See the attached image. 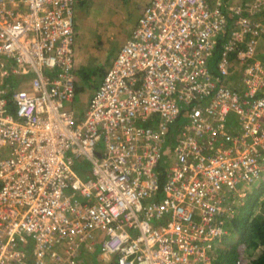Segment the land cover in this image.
<instances>
[{"label": "built area", "instance_id": "2783aa9c", "mask_svg": "<svg viewBox=\"0 0 264 264\" xmlns=\"http://www.w3.org/2000/svg\"><path fill=\"white\" fill-rule=\"evenodd\" d=\"M76 3L0 0V264H214L264 172V0H148L81 116Z\"/></svg>", "mask_w": 264, "mask_h": 264}, {"label": "rangeland", "instance_id": "374dc122", "mask_svg": "<svg viewBox=\"0 0 264 264\" xmlns=\"http://www.w3.org/2000/svg\"><path fill=\"white\" fill-rule=\"evenodd\" d=\"M148 2V0H77L74 10V24H75V43H74V68L87 65L89 63L104 64L105 66L110 62L111 58L115 55L119 46L125 41V38L130 33L132 26L134 25L142 7ZM264 11L257 13V18H263ZM259 49L264 53V35L261 37L259 43ZM107 62V64H106ZM212 63V62H211ZM76 66V67H75ZM104 66V65H102ZM101 70H79L76 76L80 79L85 73L91 75V78H99V75L103 73V67ZM99 68V69H100ZM81 69V68H80ZM75 72V70H74ZM83 78V77H82ZM234 79L229 78L228 82ZM91 88L90 85H85L84 89L77 92L74 99L73 106L77 111L79 103L82 104L88 99V95ZM87 98V99H86ZM85 104V103H84ZM79 112V111H78ZM226 123L229 128H232L237 123L236 114L230 112L226 119ZM180 123L179 120H174L170 126L169 136L166 144L164 145V157L172 149L177 141V131ZM78 160V161H77ZM75 162L76 165L84 161L83 157H80ZM75 165V164H74ZM75 168V166H74ZM262 187L260 195L256 197V207L254 213H261L264 211V172L259 182L250 188L246 189V195L241 199L236 198L234 204L240 207V217L246 212L247 207L250 206L251 192L257 193L258 188ZM237 195V194H236ZM255 197V196H254ZM255 206V204H254ZM253 208V204H252ZM231 220L227 221L228 233L218 240H215L213 248L210 249L212 254L216 255V264H226L224 261L223 246H229L231 250H234L237 241V232L240 231V225L230 226ZM230 228V229H229ZM97 250L99 248L97 247ZM96 259L100 264H111V258L100 257L96 251ZM234 254V252H233ZM99 255V256H98ZM91 261V256H90ZM89 264V259L87 260Z\"/></svg>", "mask_w": 264, "mask_h": 264}, {"label": "trees", "instance_id": "16d2710c", "mask_svg": "<svg viewBox=\"0 0 264 264\" xmlns=\"http://www.w3.org/2000/svg\"><path fill=\"white\" fill-rule=\"evenodd\" d=\"M260 55L261 57L264 58V53ZM87 68H91L90 70H97V69L101 70L99 65L88 64V65H83V68L82 66L75 68L74 69L75 74L79 70H87ZM82 77H80V79L77 77V81L75 84L76 92H75L74 99L76 98L77 92L80 91L81 89H84L86 84L90 85L91 87L92 85L97 83L96 80H94V78H91V75L87 73H85V76L82 75ZM83 108L82 107L77 108V111H76L78 113L77 116H81ZM74 166H75L74 169L80 176L86 177L88 175L89 164L85 160L82 163H79L77 165L75 163ZM162 166L163 165H160L161 170L159 172V178L161 180L164 179V175H163L164 170H162ZM261 191H262V187H259L257 193L251 192L250 206L247 207L246 205L245 207L246 212L245 214H243V216L242 215L241 217L239 216L240 207L242 206H239V207L237 206L234 214L227 219V221L228 220L232 221V224L230 223V226H232L231 227L232 229H233V226H238L239 224L240 231L237 232L238 233L236 236L237 241H235L236 246L234 250H231L229 246H223L224 247L223 248L224 261L227 262L226 264H264V211H262L261 213H254V208L257 206L256 197L260 195ZM252 204H253V208H252ZM213 256H214L213 257L214 264H216L215 263L216 255L213 254Z\"/></svg>", "mask_w": 264, "mask_h": 264}, {"label": "crops", "instance_id": "0c3cea01", "mask_svg": "<svg viewBox=\"0 0 264 264\" xmlns=\"http://www.w3.org/2000/svg\"><path fill=\"white\" fill-rule=\"evenodd\" d=\"M261 54H263L262 52H261ZM114 57V56H113ZM113 57L111 58V60H109L110 62L107 64V62H106V66H105V62H104V64H96V65H99L100 67H103V73L105 72V70L107 69V67L109 66V64L111 63V61H112V59H113ZM74 64H75V61H74ZM89 64H95V63H89ZM88 65V64H87ZM102 65H104V66H102ZM76 67V66H75ZM75 69V68H74ZM103 73L102 74H100L99 75V78H97V79H95L96 80V84H94V85H92L91 86V88H89V89H87L88 91L90 90V93H89V95L88 96H90V94H91V92L96 88V86L98 85V83L100 82V80L102 79V76H103ZM74 74H75V72H74ZM14 80H15V77H14ZM95 82V81H94ZM89 98V97H88ZM87 99V98H86ZM87 101H88V99H87ZM87 101H85L84 103H82V104H80L79 103V105H78V107L80 108V107H85V105H86V103H87ZM90 170H88V172H89ZM96 251H97V248H96V246H95V249L94 250H92V251H90V250H84L83 251V253L81 254V257H80V264H85V262L86 263H88L87 262V260L89 259V264H100L99 263V261H97L98 259L96 258V256H97V254H96ZM97 253H98V251H97ZM99 254V253H98ZM90 256H91V261H90ZM99 256V255H98ZM97 259V260H96ZM103 264H107V263H103Z\"/></svg>", "mask_w": 264, "mask_h": 264}, {"label": "clouds", "instance_id": "9594fccd", "mask_svg": "<svg viewBox=\"0 0 264 264\" xmlns=\"http://www.w3.org/2000/svg\"><path fill=\"white\" fill-rule=\"evenodd\" d=\"M143 8V7H142ZM142 10V9H141ZM141 12V11H140ZM140 14V13H139ZM136 22V21H135ZM135 24V23H134ZM134 26V25H133ZM132 26V27H133ZM126 39V38H125ZM120 47V46H119ZM74 70V69H73ZM75 77H76V81H77V76H76V74H75ZM245 195L247 196V194L245 193ZM236 208H237V205H236ZM112 264V263H111Z\"/></svg>", "mask_w": 264, "mask_h": 264}, {"label": "water", "instance_id": "95a60500", "mask_svg": "<svg viewBox=\"0 0 264 264\" xmlns=\"http://www.w3.org/2000/svg\"><path fill=\"white\" fill-rule=\"evenodd\" d=\"M112 264H115L114 261H112Z\"/></svg>", "mask_w": 264, "mask_h": 264}]
</instances>
